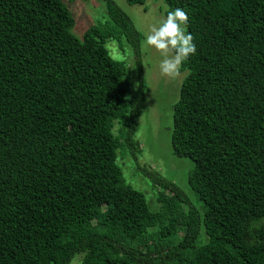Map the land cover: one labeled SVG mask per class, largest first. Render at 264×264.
<instances>
[{
	"label": "trees",
	"instance_id": "trees-1",
	"mask_svg": "<svg viewBox=\"0 0 264 264\" xmlns=\"http://www.w3.org/2000/svg\"><path fill=\"white\" fill-rule=\"evenodd\" d=\"M163 1L188 13L196 45L171 145L193 161L201 207L137 161L146 84L130 16L105 0L109 28L78 37L64 0H0V264H264V0ZM109 37L132 47V89ZM121 147L160 187L157 209L126 182Z\"/></svg>",
	"mask_w": 264,
	"mask_h": 264
},
{
	"label": "rangeland",
	"instance_id": "rangeland-1",
	"mask_svg": "<svg viewBox=\"0 0 264 264\" xmlns=\"http://www.w3.org/2000/svg\"><path fill=\"white\" fill-rule=\"evenodd\" d=\"M74 16L73 33L82 37L84 31L92 24L111 22L105 0H64ZM115 1L131 18L141 33V66L146 84L144 108L135 129V138L141 150L137 161L147 164L167 179L175 182L188 196L191 202L200 208L202 202L197 200L188 183V174L193 167V161L187 156H177L172 152L171 131L173 127V104L179 95V88L186 70H180L179 75H163L159 68L160 53L145 44L146 34L152 26H158L166 18L168 7L163 0H145L143 4L129 3L126 0ZM110 55L123 61L126 67L125 77L129 88L136 86L138 67L135 62L132 47L124 37L120 40L109 37L105 41ZM118 123L114 129L117 130ZM118 150L117 161L121 165L126 182L140 190L146 198L149 207L154 210L159 206L157 194L160 187L154 185L142 175L137 162L128 149ZM146 165V166H147ZM83 252L75 254L69 264H81Z\"/></svg>",
	"mask_w": 264,
	"mask_h": 264
},
{
	"label": "clouds",
	"instance_id": "clouds-1",
	"mask_svg": "<svg viewBox=\"0 0 264 264\" xmlns=\"http://www.w3.org/2000/svg\"><path fill=\"white\" fill-rule=\"evenodd\" d=\"M189 22L188 13L182 8H175L146 34L145 44L163 57L159 63L163 75H179L182 64L196 53L193 36L187 31Z\"/></svg>",
	"mask_w": 264,
	"mask_h": 264
}]
</instances>
